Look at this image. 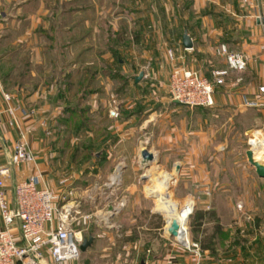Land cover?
<instances>
[{
  "label": "rangeland",
  "instance_id": "374dc122",
  "mask_svg": "<svg viewBox=\"0 0 264 264\" xmlns=\"http://www.w3.org/2000/svg\"><path fill=\"white\" fill-rule=\"evenodd\" d=\"M167 1L171 2H18V6H24L25 12L16 11L14 15L9 13L8 18H5L8 20L0 26L2 85L12 93L14 100L25 105H35L39 115L47 118L52 132L48 134L43 131V135L38 131V136L47 142V179H51L54 189L61 193L65 189H73V197L80 200L81 213H92L85 237L93 236V241L82 249L77 260L84 258L92 264H137L148 253V247H155L159 253L170 243L186 247L197 259L205 258L220 264H264V177L248 166L245 158L248 142L246 135L249 130L247 126L255 116L254 113H245L233 108L211 110L187 107L188 112L181 111L184 108L179 107L178 110H170L172 115L184 117L186 123L185 131L180 130L183 134L180 144L172 142L168 148H161L153 141L151 133H148L149 128H143L142 119L146 118V112L140 118L129 122L130 124L120 127L121 103L130 105L135 100H142L144 104L139 103L140 108L144 106L148 109L147 107L158 104L154 99L151 100L153 95L162 92L165 96L168 91L164 88L159 90L155 85V92L150 86L138 90L137 86H133L122 94L118 93L117 79L110 74L111 71L108 73L109 69L114 71L119 66L110 46V37H114L117 48V27L130 35L135 33L134 28L143 25L139 18H136L138 24H130L128 17L124 16V11H121L122 7L128 5L138 6L139 12L153 5V14L156 13L154 16L160 19H155L159 23L152 20L151 13L146 16L145 13L138 15L146 17L147 34L157 30L160 32V27L165 26V19L169 21L161 9ZM57 3L64 8L90 4L91 11L88 15L91 28L92 23L95 28L87 39L91 43L88 48L79 41L74 44H61L71 37V32H74L76 37L81 35L83 24L79 23L81 18L77 17L79 24L65 31L60 18L58 22H49L47 15L51 14V7ZM39 11L45 12L39 15ZM56 13L62 16L68 14ZM171 17L172 22L176 24L178 17L175 18L174 14ZM98 23L99 31L101 26H104V35L97 34ZM51 33L56 37L52 38ZM164 33L161 40L166 43L159 45L161 49L157 50H165L167 59L171 62L170 65L165 63V68L169 69L168 75L166 73L161 77L167 87L174 68L191 66L178 60L181 45L177 43V31H169L168 35L164 30ZM151 44L153 42L140 41L131 46L122 45L128 61L124 64L125 67L121 68H126L130 74L136 75L144 71L139 82H146L148 78L154 81L152 66L156 65V60H162L161 52L158 57L155 55V63L148 61L150 46H153ZM170 49L174 53L173 57L170 56ZM103 68L107 72H103ZM91 73L96 75L93 80ZM65 74L66 84L62 80ZM82 81L91 82L90 86L96 91L86 93L87 95L79 91ZM157 82L159 88H162L161 82ZM62 84L64 86L61 88ZM60 88L65 90L64 99L58 93ZM171 102L177 103L173 100ZM66 105H75L81 109L91 107L94 111L69 115L64 110ZM84 115L91 129L81 133L77 123L85 117ZM60 119L68 121L59 122ZM168 126L174 125L171 122ZM38 127L36 124L33 133H36ZM84 141H91L93 144L92 154L86 150L80 151ZM144 147L157 153L155 159H158V162L154 166L159 168V171L153 174L151 179L144 176L149 169L141 164V150ZM192 151H202L201 165L197 164L198 157ZM255 157L264 159V156ZM176 162L181 163L180 171H176ZM86 166L89 168L85 171ZM119 174L120 179H114V176ZM112 180L115 182L111 183ZM159 184L167 186V195L164 197L166 200L163 199L162 193L152 195L162 191ZM151 187L152 191L149 189ZM191 199L195 205L185 224L190 245H185L177 239L182 237L176 238L166 234L165 228L171 224L167 213L171 212L165 210L162 205L167 201L176 205L177 210H182ZM156 204L162 206V213L155 210ZM199 208L209 211L201 225H198L192 216ZM108 214L109 222L102 216ZM217 218L222 221L221 229L217 228ZM203 245L209 246L207 254L204 253ZM190 249H195L196 252ZM50 262L52 263V259ZM57 263L59 262L53 261L52 264Z\"/></svg>",
  "mask_w": 264,
  "mask_h": 264
},
{
  "label": "crops",
  "instance_id": "0c3cea01",
  "mask_svg": "<svg viewBox=\"0 0 264 264\" xmlns=\"http://www.w3.org/2000/svg\"><path fill=\"white\" fill-rule=\"evenodd\" d=\"M21 1L23 2V0H0V11H4L8 16L9 13H11V15H14L16 11L25 12L23 5L18 6V4H20L18 2ZM91 6L95 7L94 5ZM96 7L97 11H99L100 7L98 4L96 5ZM51 8V14L47 15V18H49L48 21H51L52 23L55 21L58 22V19L60 18V22L62 23L61 26L63 25L65 31H69L70 27H74V25H77L79 17L81 18V21L79 23L83 24L81 26V35L76 37L73 35L74 32H71V37L68 40L63 41L61 44H74L79 41L82 42L83 45L85 44V48H88L91 43L90 41H87V39L90 38V32H93V28H95L94 23H92L91 28L88 15L91 11L90 4L78 5L74 7L69 6L64 8L57 3ZM137 8L138 6L128 5L122 7L121 9V11H124V16L128 17V21L130 22V24L135 22L136 24H138V20L136 21V18H139V20L143 24H139L140 28H134L135 33L130 32V35H127V32H124L122 28L117 27V32L123 31L124 33V37L117 40V50H119V52L123 56V58H121V61L123 60V64L121 66L125 67L124 64L128 61V58L122 50V45L131 46L135 42L138 43L140 41H150V43L153 42V44H151L153 46H150L151 50L148 59L150 63H155V55L157 56L161 52L162 55L159 56L162 57V60H156V67L152 66L154 81L148 78L146 79V82H143V80L139 82V80H136L135 78L134 81L131 80L127 90L131 89L133 86H137V90L150 86V88L155 92L154 86L156 85L159 90L164 88L168 91V83L166 87L165 81L162 80L161 77L166 75V73L168 75L169 69L165 68V63L169 64L171 62L168 61L165 50H157L159 48L161 49L159 45H161L162 43H166V41L161 40V35H165L164 30H166L168 35L169 31H177V35H179L177 43L181 45V53L178 56V60H182L184 65H189L192 68H199L204 75L208 76L213 81L215 80L213 69L227 67L225 56L217 52V48L219 47V45L225 43L230 49L242 51L247 55V67L244 70L231 69L229 74L226 75V80L224 83H215L216 93L214 105L194 106V108H208L211 110L217 108H233L242 110V112L245 113H254L255 116L249 121L247 129L253 128L256 131L261 130L264 134V92L260 90V87L264 85V0H171L170 3L168 2L166 5L164 3V6H161L164 14L166 13L167 20L169 19L170 22L166 21L165 19V26L162 27L160 25V29L162 30H160V32L158 30L157 32L152 31L151 34H147V31L145 32V30L147 29V21L145 16L151 13V16L153 17L152 20H154V22L160 21L159 18L154 16L156 15V13L153 14L155 11L154 6L151 5V7H148L149 9H142L140 12ZM152 8L154 10H152ZM42 12L39 11V15H41L40 13ZM56 12H66V14H68L62 16L57 15ZM140 13H145V16L138 15ZM172 14L175 15V18L178 17L179 21L176 20L177 25L175 24V22H172ZM66 17L70 19L67 20ZM155 19H158V21ZM5 20L8 19L0 17V26L3 25ZM40 20L41 16L39 17V21ZM148 25H150V23ZM42 27L44 26L42 25ZM99 27L100 24L98 23L97 34L102 35L104 33V26H101L100 31ZM185 32H188L192 37V47H186L184 45L183 37ZM51 35L52 38L56 37V35L53 33H51ZM164 39L166 38H163V40ZM156 45H158V47ZM123 71H125L127 74H130L129 70H127L126 68H124ZM130 75L135 76L136 74L131 73ZM240 77L241 80L238 81V78ZM157 80L161 82L160 87L162 88H159ZM245 96L256 97L259 101V104L257 106L245 105ZM153 99L155 100V103L158 104L154 105L153 107H147L148 109H145L144 106L140 108L139 103L144 104L142 100H135L130 105H128V103H121L119 112V114L121 115V117H119V120L121 122L120 127L125 124H130L129 122H133L134 120L140 118L146 112L148 114L146 115V118L142 119V126L143 128H149V130L147 131H149L148 133H151L153 141H155V143H157L161 148H165V146L168 148L169 146H171L170 143L172 142H175L179 145L180 140L183 138V134L182 132H180V130L185 129L186 119L184 117H179L178 115H172L170 113V110H178L179 107H181L184 108L181 111L187 110L189 112L188 108L193 107L180 102H171L172 99L169 92H167V95L165 96L162 95V92L161 94L157 93L156 96H152L151 100ZM5 104V100L2 96V93L0 92V107H5ZM127 109H129L131 112H126ZM8 118L9 114L6 111L3 112L0 116V163H4L8 160L11 152L13 151L15 140L18 137V129L14 126L9 125ZM23 121L25 123H34L35 126L37 124V127L39 126L34 119L31 120L25 116L23 117ZM171 122L174 125L173 127L168 126L171 124ZM198 123L199 122L197 121V124ZM37 129L38 130L36 131V133L31 134L30 139L31 144L36 152L39 164L45 172L47 171L45 170V168L49 166L46 155V152L48 150L47 142L45 141V139L38 136V131L45 135L42 127L39 126ZM246 137L248 142L247 148L245 149V158L248 162V166L253 167L249 163L247 156V149L250 147L251 136L246 135ZM47 138L49 137L47 136ZM192 152H194L196 157H198L197 164L201 165L202 151ZM180 162L184 163L183 160H180ZM194 164H196V160L194 161ZM87 168H89V166H86L85 171L88 170ZM34 172V164L29 162L22 163L21 165L15 167L13 176L7 181V186L9 187L12 195L14 184L18 180L23 179ZM45 175L47 183L52 188H54L51 179H47L48 176L47 174ZM123 182L122 184H124ZM164 186L166 185L161 186V184H159V189L162 190ZM149 189L152 191L153 187ZM171 216L172 214L169 215L171 219L174 218L173 216ZM166 222L168 226L167 218ZM0 224H2L1 215ZM165 232L166 234H169L168 227L165 228ZM136 246L139 247V245ZM190 250L196 252L195 249ZM147 252L148 253L145 254L146 256L142 257L140 262H137V264H142V261H144V264H220L219 262H215L205 258L197 259L193 257L194 253L188 252L186 247H183L180 244L172 245L169 243V246L165 247V249L162 252L160 251L159 253L155 247H148ZM206 252H208V249L204 248V253L207 254ZM51 259V256L47 253L44 264H52L53 260L51 263ZM57 264H92V262L83 258L78 260L70 259L59 261V263Z\"/></svg>",
  "mask_w": 264,
  "mask_h": 264
},
{
  "label": "built area",
  "instance_id": "2783aa9c",
  "mask_svg": "<svg viewBox=\"0 0 264 264\" xmlns=\"http://www.w3.org/2000/svg\"><path fill=\"white\" fill-rule=\"evenodd\" d=\"M0 17L7 18V13L0 11ZM217 52L226 56L227 67L213 69L214 81L196 68L173 69L168 82L173 101L192 107L212 106L215 104V83H224L231 69L247 67L248 57L242 51L232 50L222 43ZM169 53L173 57L172 49ZM260 90L264 92V85ZM0 92L6 103L5 107H0V116L8 112L9 125L18 129L13 151L6 162L0 163V264H44L47 253L56 262L79 258L92 213H81L80 200L73 197V189L61 193L47 183L31 144L35 124L25 123L23 117L34 119L45 133L50 134L52 128L47 118L39 115L35 105L14 100L1 79ZM244 102L247 106L259 104L254 96H245ZM254 137L250 138V147L255 152ZM258 142V147L264 148V136ZM25 162L34 164L35 172L18 180L12 195L7 181L13 176L15 167ZM105 220L109 222L110 216Z\"/></svg>",
  "mask_w": 264,
  "mask_h": 264
},
{
  "label": "trees",
  "instance_id": "16d2710c",
  "mask_svg": "<svg viewBox=\"0 0 264 264\" xmlns=\"http://www.w3.org/2000/svg\"><path fill=\"white\" fill-rule=\"evenodd\" d=\"M123 34H124L123 31H118L117 32V40L122 39L124 37ZM110 40H111V44H110L111 49H112L113 53L116 55V57H117V62L119 64V66L114 71H112L111 69H109L108 70L109 71L108 73H110V71H111L110 74L114 78L117 79V82L118 83H117V89H116V91L118 93H121L122 94V93H124L127 90V88L129 86V83L131 82V80L132 79L134 80L136 78V76H132L130 74H127L125 71H123V69L121 68V65L123 64V60L121 61V58H123V56L121 55V53L119 52V50H117V48L115 47L114 37H110ZM87 70H89V69H87ZM90 72H92L91 69H90ZM103 72H107V71L104 70V68H103ZM66 75L67 74H65V75L62 76L63 77L62 80H63V83L64 84L67 83L66 82V78H65ZM91 75H92V80H93V77L95 78L96 75H95V73H93V74L91 73ZM80 85H82V87L79 88V91L85 93V95H87L89 92L96 91L94 87H91L90 86L91 85V82L89 83L87 81H82L80 83ZM62 86H64V85L62 84L61 85V88H62ZM61 88L58 90V93H60L61 94V97H63V99H64V95L66 93H65V90H63ZM64 110H66V112H68L69 115L79 114L81 111H82L81 113H83V114H86L89 111H94V110H92L91 107H85V108H82L81 109L78 106L76 107L75 105H66L64 107ZM129 111L130 110L127 109L126 112H129ZM84 116L85 117L81 121H79L77 123V128L79 129V131L81 133H85L87 131H90V129H91L90 124L88 123L87 119H85L86 118V115H84ZM61 120H63L64 122H67L68 121L66 119H60L59 122ZM92 145L93 144L91 143V141L90 142L84 141V143H82V146L83 147L81 148L80 151L86 150V151H89V154H92V151H93V146ZM77 151H79V149ZM207 213H209V211H207L205 209H200L199 208V209H197L194 212V214L192 216H193V218H195V221L198 222V225H201L203 223L204 219L207 217ZM216 223H217V228L218 229H221L222 228V223L220 222V220H218V218L216 220ZM207 247H209V246L208 245H203V248H207Z\"/></svg>",
  "mask_w": 264,
  "mask_h": 264
},
{
  "label": "water",
  "instance_id": "95a60500",
  "mask_svg": "<svg viewBox=\"0 0 264 264\" xmlns=\"http://www.w3.org/2000/svg\"><path fill=\"white\" fill-rule=\"evenodd\" d=\"M183 42L186 47H192L193 46V40L192 37L189 35L188 32H185L184 37H183ZM144 75V71H141L138 75H136V80H140ZM255 129H249L247 131V134L253 137ZM141 155H142V163L149 164L150 160H153L157 153H155L153 150H151L148 147H144L141 150ZM247 156H248V161L249 163L255 168L257 174L259 176L264 177V163L257 159L255 157L254 149L252 147H249L247 149ZM176 171H180L181 169V163L176 162ZM145 176V175H144ZM157 211V210H156ZM159 212V211H157ZM169 235L170 236H179L181 234V223L177 217H174L173 221L168 227ZM182 244L185 245H190L189 242L187 243L184 239L177 238ZM93 241V236L85 237L83 242L81 243V249H85L91 242ZM142 264H144V261H142Z\"/></svg>",
  "mask_w": 264,
  "mask_h": 264
},
{
  "label": "bare ground",
  "instance_id": "6f19581e",
  "mask_svg": "<svg viewBox=\"0 0 264 264\" xmlns=\"http://www.w3.org/2000/svg\"><path fill=\"white\" fill-rule=\"evenodd\" d=\"M260 132V133H258ZM255 136V137H254ZM263 136L264 134L262 133L261 130H254V133H253V139H254V144H255V148H256V151L254 152L255 155L258 157V156H264V148L263 147H258L257 144H259L258 140H262L263 139ZM264 163V159L260 160ZM158 162V159H153V160H150L149 164H146V163H142V166L143 167H147L149 169V171L144 174L146 176L147 179H151V176L153 174H157L158 171H159V168H157L156 166H154L155 163ZM120 174L119 175H115L114 176V179H120ZM167 186H164V188H162V191L161 192H157L156 194H152V195H157V194H160L162 193V197L164 200H166L164 197L167 195ZM194 201L191 199L190 202L182 209V210H177V208L172 205L170 202H165L163 206V208L169 212H171L170 214H172L173 217H177L181 223V234L179 235L180 237H182V239H184L186 242L189 241V238H188V234H187V229L185 228V224L187 222V219L190 218V215L191 213L193 212V209H194V205L193 204ZM162 206H156L155 210L159 211L160 213L161 212V207ZM168 214V213H167ZM169 214V215H170ZM104 218H107L109 219V214L108 215H102ZM171 216V217H172ZM171 218H169L170 220ZM174 218H172L170 220V223L173 221ZM177 236V237H179Z\"/></svg>",
  "mask_w": 264,
  "mask_h": 264
}]
</instances>
